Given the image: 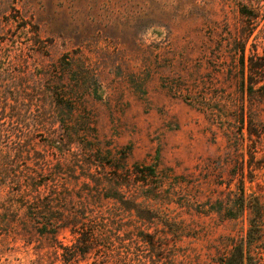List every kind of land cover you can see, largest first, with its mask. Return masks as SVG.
<instances>
[{
  "label": "rangeland",
  "instance_id": "obj_1",
  "mask_svg": "<svg viewBox=\"0 0 264 264\" xmlns=\"http://www.w3.org/2000/svg\"><path fill=\"white\" fill-rule=\"evenodd\" d=\"M261 29L264 0H0V264L230 256L238 197L264 207Z\"/></svg>",
  "mask_w": 264,
  "mask_h": 264
},
{
  "label": "trees",
  "instance_id": "obj_2",
  "mask_svg": "<svg viewBox=\"0 0 264 264\" xmlns=\"http://www.w3.org/2000/svg\"><path fill=\"white\" fill-rule=\"evenodd\" d=\"M242 13L247 16L248 19L251 21V24L255 21V15L254 10L249 9L248 7L242 8ZM253 26V25H252ZM254 29V28H253ZM261 34L264 36V29H261ZM259 37V36H256ZM248 41V39H247ZM246 46L247 42L241 43V46L238 47V50L242 51L240 62H241V70L243 79L241 80L242 84V91L246 92V74L248 70V92H249V98L250 99H259L260 101L264 102V83L261 84L262 81H264V45H263V52L259 51L258 43H253V50L249 55L246 54ZM246 56L249 58V63L246 62ZM259 93L258 97H255V93ZM243 125L242 128L245 125V115L243 117L242 121ZM243 129H241L242 132ZM248 130L250 136L253 134H257L259 136H262L264 134V127L263 125H258L257 123L253 122V120L249 119V125ZM238 203L236 205L240 206V211L244 210L245 207H248L251 209V212H253V215L250 219L249 227L247 230L246 236L242 237L239 243H236L234 245V251L229 256L226 255L222 259L221 264H245V260L248 259V261H251L254 257V248L257 247V244H260V242L263 241L264 236V207L257 201L255 198L250 197L249 201H246V196L244 191L242 192V195L238 197ZM82 224L81 229H78L77 227L73 228V233L76 232H86L84 226ZM90 232L91 238L89 240H92L94 238V234L92 231Z\"/></svg>",
  "mask_w": 264,
  "mask_h": 264
}]
</instances>
